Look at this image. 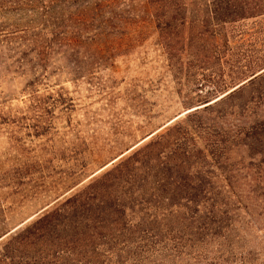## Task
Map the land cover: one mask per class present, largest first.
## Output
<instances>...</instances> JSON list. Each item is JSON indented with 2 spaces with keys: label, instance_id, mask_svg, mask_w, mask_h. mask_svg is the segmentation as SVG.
<instances>
[{
  "label": "rangeland",
  "instance_id": "obj_1",
  "mask_svg": "<svg viewBox=\"0 0 264 264\" xmlns=\"http://www.w3.org/2000/svg\"><path fill=\"white\" fill-rule=\"evenodd\" d=\"M12 1L0 0V264H116L112 249L97 244L70 250L9 239L153 135L203 106L196 102L198 95L218 86L220 91L210 97L213 102L264 71V14L208 28L213 37L198 39L195 51L185 49L181 61L171 65L153 8L145 0H106L116 15L112 32L105 28L82 34L107 39L112 64H98L96 43H87L76 50L58 49L48 69L32 74L4 70L6 39L12 42L14 37L4 29L33 25L40 41L53 31L37 26L44 20L39 10L30 15L20 5L10 8ZM196 1L195 12L200 13L209 0ZM76 6L53 5L48 20L55 28L54 42L59 36L79 35L71 22ZM191 28L204 27L197 22ZM249 85H264V77ZM249 89L231 102L243 101ZM256 113L264 115V101ZM247 114L244 110L227 120L230 135L233 124ZM229 150L222 168L208 164L213 186L233 187L227 194L228 238L219 246L206 244V255L181 253L162 264H264V162L249 164L231 139ZM254 185L256 192L249 193Z\"/></svg>",
  "mask_w": 264,
  "mask_h": 264
},
{
  "label": "trees",
  "instance_id": "obj_2",
  "mask_svg": "<svg viewBox=\"0 0 264 264\" xmlns=\"http://www.w3.org/2000/svg\"><path fill=\"white\" fill-rule=\"evenodd\" d=\"M145 1L153 8L160 44L171 65L181 61L185 49L195 51L201 44L198 39L213 37V29L208 28L264 14V0H209L202 4L200 13L195 12L196 0ZM57 3L78 4V11L71 16L77 37L59 36L54 42L55 28L51 29L48 18ZM19 5L30 15L39 10L44 20L37 26L53 32L40 41L34 34L36 26L6 25L5 35L14 37L12 42L6 39L8 53L1 63L5 71H45L58 49L76 50L87 43H96L98 64H112L107 50L112 47L107 39L97 37L99 33L82 34L105 28H110L106 33L112 32L116 15L106 0H14L9 7ZM197 22L204 28H191ZM22 35L28 38L21 41ZM262 77L264 71L233 85L235 88L213 102H209L210 97L220 91L218 86L198 95L196 102L203 106L187 112L184 118L38 215L9 241L35 240L70 250L97 244L112 249L116 264H162L181 253L192 258L208 254L206 244L216 242L219 246L229 236L227 194L228 190L233 192L231 185L223 190L210 183L208 164L222 168L228 163L230 139L232 145L244 151L249 164L264 162V115L256 113L264 101V85H249ZM246 89L249 94L243 101L231 102ZM244 110L247 117L241 118L239 125L233 124L230 130L234 134L230 135L227 120L237 118L234 114L241 115ZM251 187L249 193H255L256 186Z\"/></svg>",
  "mask_w": 264,
  "mask_h": 264
}]
</instances>
